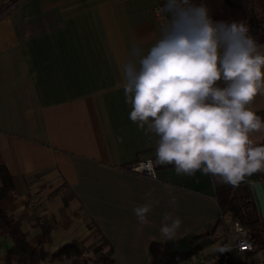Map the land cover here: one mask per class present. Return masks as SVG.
Returning <instances> with one entry per match:
<instances>
[{
  "label": "crops",
  "instance_id": "0c3cea01",
  "mask_svg": "<svg viewBox=\"0 0 264 264\" xmlns=\"http://www.w3.org/2000/svg\"><path fill=\"white\" fill-rule=\"evenodd\" d=\"M155 2L0 0V162L14 182L0 209L20 222L31 246L42 243L38 224L46 222L49 254L77 241L104 244L112 264H150L167 242L214 231L231 196L249 200L247 187L264 184V171L233 187L211 174L177 175L174 165L154 178L127 168L155 157L158 140L129 119L120 70L138 38H158ZM196 2L214 20L244 21L264 54V0ZM249 107L264 121V88ZM250 138L264 145V130ZM146 204L142 224L133 209ZM165 214L180 221L170 239L160 232ZM13 244L0 233V264H17L6 258Z\"/></svg>",
  "mask_w": 264,
  "mask_h": 264
},
{
  "label": "clouds",
  "instance_id": "9594fccd",
  "mask_svg": "<svg viewBox=\"0 0 264 264\" xmlns=\"http://www.w3.org/2000/svg\"><path fill=\"white\" fill-rule=\"evenodd\" d=\"M159 12L158 38H138L120 65L129 119L158 137L156 164L238 186L264 171V145L250 138L264 121L249 107L264 88V54L244 21L214 20L196 0H164ZM150 207L133 209L140 223ZM163 221L170 239L180 221L168 214Z\"/></svg>",
  "mask_w": 264,
  "mask_h": 264
},
{
  "label": "trees",
  "instance_id": "16d2710c",
  "mask_svg": "<svg viewBox=\"0 0 264 264\" xmlns=\"http://www.w3.org/2000/svg\"><path fill=\"white\" fill-rule=\"evenodd\" d=\"M0 177L2 186L0 187V201L6 198L14 189L13 176L4 163L0 162ZM226 189H219L223 192ZM246 198L238 202L235 196H231L223 207L222 216L217 221L216 229L207 234H198L189 238L192 246L190 254H170L165 251V247L161 257L152 260L150 264H179L188 259L191 255L200 252L205 247L215 242L214 235L219 226H223L225 218L239 219L250 231V235L258 248H264V220L258 212L256 206L252 202H248ZM43 231V240L40 246L33 247L28 242L27 233L21 230V224L14 216L8 214L5 210L0 209V233L11 237L14 244L8 249L6 258L9 262L17 264H40L46 259L53 261L66 260L69 264H112L107 261L111 256V250L104 252L103 245H94L86 247L85 245L73 241L53 254L45 251L44 245L50 241L49 231L51 225L49 223H39ZM166 246V245H165ZM92 253L93 256L89 254Z\"/></svg>",
  "mask_w": 264,
  "mask_h": 264
},
{
  "label": "built area",
  "instance_id": "2783aa9c",
  "mask_svg": "<svg viewBox=\"0 0 264 264\" xmlns=\"http://www.w3.org/2000/svg\"><path fill=\"white\" fill-rule=\"evenodd\" d=\"M164 0H156L152 15L159 34L164 17L159 12ZM156 157L138 160L127 166L129 170L148 177H156L159 167ZM231 227L223 226L221 234L215 236L216 247L211 252L200 251L179 264H264V248H258L249 229L239 220L231 219Z\"/></svg>",
  "mask_w": 264,
  "mask_h": 264
},
{
  "label": "water",
  "instance_id": "95a60500",
  "mask_svg": "<svg viewBox=\"0 0 264 264\" xmlns=\"http://www.w3.org/2000/svg\"><path fill=\"white\" fill-rule=\"evenodd\" d=\"M249 201L254 202L255 206L264 220V184L262 181H257L247 187ZM165 251L170 254H190L192 246L188 238H180L171 240L166 243Z\"/></svg>",
  "mask_w": 264,
  "mask_h": 264
},
{
  "label": "rangeland",
  "instance_id": "374dc122",
  "mask_svg": "<svg viewBox=\"0 0 264 264\" xmlns=\"http://www.w3.org/2000/svg\"><path fill=\"white\" fill-rule=\"evenodd\" d=\"M225 221H226V226L230 228L231 225H232V221H231V219H230L229 217H227V218H225ZM219 230H220V231L223 230V227H222V229L220 228ZM214 248H215V247H213L212 244H211V245L205 247V248H204L203 250H201V251H204V252H206V253H209V252H211Z\"/></svg>",
  "mask_w": 264,
  "mask_h": 264
}]
</instances>
